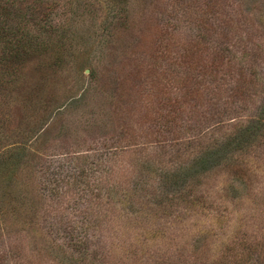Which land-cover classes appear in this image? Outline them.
I'll return each instance as SVG.
<instances>
[{
    "label": "rangeland",
    "instance_id": "1",
    "mask_svg": "<svg viewBox=\"0 0 264 264\" xmlns=\"http://www.w3.org/2000/svg\"><path fill=\"white\" fill-rule=\"evenodd\" d=\"M4 1L19 6L30 33L38 32V22L46 29L38 36L43 44L10 64L13 82L0 91V150H15L16 164L13 177L0 181V264H81L78 254L51 242L50 229L59 226L54 220L74 209L122 218L130 212L133 225L115 221V231L143 240L150 226L165 220L136 223L140 211L144 218L181 211L185 218L176 230L183 235L175 248L183 244L187 255H202L208 264H264V163L252 158L256 166L244 175L237 173L240 159L175 165L180 161L172 157L198 129L223 137L264 120V0ZM202 9L226 20L233 46L225 57L210 40L200 50L190 46L203 38L193 29ZM215 15L217 37L222 30ZM159 37L166 39L162 55ZM175 63L187 74L178 85ZM176 93L182 94L174 101ZM147 152L166 159L145 163ZM79 170H87L92 193L110 194L108 206L58 203L79 192L66 183ZM45 171H60V182L49 185ZM185 194L191 201H176ZM173 196L175 208L166 201ZM150 236L142 250L169 251L159 244L165 240ZM99 251L96 261L86 260L122 264L123 251L113 248L111 258L103 245Z\"/></svg>",
    "mask_w": 264,
    "mask_h": 264
},
{
    "label": "trees",
    "instance_id": "2",
    "mask_svg": "<svg viewBox=\"0 0 264 264\" xmlns=\"http://www.w3.org/2000/svg\"><path fill=\"white\" fill-rule=\"evenodd\" d=\"M86 1L90 2L91 0ZM111 3H114V1L111 0ZM18 8L19 6L16 7L14 4H9L7 1L0 0V91H8L6 89H8L10 84L13 82L11 79L12 74L9 71V68L12 69L13 65L10 64L12 62L15 63L16 61H20L21 57H25L27 54L31 53L32 48H38L41 44H43V39L39 38L38 36L42 35L44 32H41L46 29V27H44V22L37 23L38 32L35 34L30 33L27 27V21L29 20L24 15H21V11H19ZM210 12V9H202L201 11H198V24L197 26L193 27V29L197 30L199 38H201V34H203V38L200 41L196 36V39L194 38L192 40L190 46H195V48L200 50L203 45V40H210V43H213L216 47H218L219 51H217L216 54L219 56V58L225 57L226 48H229V45L233 46V44H231L227 39V36L230 35L229 33H231V31L229 29H225L226 20H219V15L211 14ZM33 14H35V12H33ZM212 15H215L216 17L218 16L217 20L221 25L222 33L217 37L215 34L217 30L215 31V29H212V27H214L211 24ZM200 16L204 17L199 19ZM13 18L16 19V21H13ZM193 24H195V22ZM223 25L224 27H222ZM52 26L54 25L52 24ZM215 27L219 28L218 22L215 23ZM158 39L163 40V42L160 41L158 44V47L161 48V51H163H160L159 54L162 55L165 48H167V46H165L166 39L164 37H159ZM233 52L234 57L239 59L236 55L238 51ZM201 54L203 55L202 57H204V60L207 61L209 56L208 53ZM175 65L176 67L174 70L176 75L174 78L176 80L174 81H177L178 85V83L182 82V77L187 78V74L184 73L183 66L177 67V63H175ZM221 68L222 66H220V69ZM241 71L242 77L245 79L243 76V70L241 69ZM206 73H208V71H206ZM181 94L176 93V98H174V101L178 100ZM175 110L178 111V108H175ZM261 129L264 130V120L258 121L255 127L250 128V126H240L234 128L231 133L226 134L223 137H220V134L213 132L207 133V131L198 129L193 137L185 139L186 141L184 143H180L178 147L174 148L172 152L174 155H172V157L174 160L180 161L175 165H185L187 161H193L195 164H204L210 161L213 157L220 158V161L225 160V164L228 161L230 162L235 159L239 161L240 159V162H242L243 165L240 166V171L237 170V173L243 174L247 169L252 168L249 165L256 166L255 164L250 163V161L253 162L252 158H254V160L258 161L259 163H264V131H261ZM179 141L182 140H177L175 144ZM14 151L15 150L11 149L4 151L0 150V181L9 177L12 178L15 174L16 164H13L11 161ZM155 156L157 155L147 152V156L144 158L145 163L150 160V157L153 159ZM163 157L166 159L165 156ZM163 157L157 156L158 160L162 159ZM59 172L60 171L56 173H51L49 171L43 172L44 180H48L49 185H51L53 181L60 182L59 179L61 175ZM106 172L112 177L115 175L114 169L112 171L110 167L106 168ZM234 175H236V173H234ZM67 176V178H69L71 181L66 182L67 185H74L79 192L75 194L77 197L69 196L67 198H60L59 201L61 202H58L59 204H62V202L65 203L67 200L73 205L74 208H76L78 205H81L82 201H86L88 203L91 202V204L94 206L101 202H106V205H109V193L107 196H103L99 194V192H95L94 194L92 193L94 191H92L94 184L91 182L89 184L85 183L89 178L87 170H79L78 172L73 171ZM53 185H56V183ZM44 189L46 188L43 185V190ZM51 190L52 193H54V196L62 197L60 190H54L52 188ZM84 192L85 194L81 196ZM126 193L127 191H124V195ZM174 197L176 196H173L172 199L168 198L166 200L172 204L170 205L172 208H175L172 203L174 202ZM190 197L191 196H188V194L181 195L176 199V201L183 200L184 203H188L191 201L190 199H192ZM112 203L114 205V201ZM204 203L205 202H203V204ZM146 207H142V209H145ZM100 213H102L101 210L94 213L93 211H88L86 209H74V212H67L66 214L60 216V219H55L54 223H59V226L54 225L50 229V234L53 235V239L51 240L52 244L54 246L57 245L56 247L58 248H65V250L69 249L72 252L78 254L77 258L81 264H91L92 261L86 260L87 256H90L92 260L96 259L95 257H97L98 253H100L99 248H101L102 245L103 249L106 251L103 255L108 258H111V255L107 253H109L113 248L123 251L124 256L121 260L122 264H208L206 262V258L202 255H187L189 249L187 250L183 244H177V248H175L176 237L178 235H183L179 231L181 228L178 231L176 230L177 227H181L179 226V221L185 218L183 217L185 213H181V211L175 212V214H173V211L165 212L162 210L160 213L155 211V215H147L145 218L142 217V211H140L139 215L135 216L136 223H143L139 222V219L141 218L146 221L145 224L148 223V225H151L150 223L155 222L153 218L154 216L155 218L165 220L158 227L150 226L149 230L145 231L146 241L143 240L141 234H136L131 238L122 239V236L118 235V232L115 231V221H122L125 219L128 224L133 225L132 222H134V220L130 212H125L124 218H122L121 215L111 214L112 212L102 213L101 215ZM157 215H159V217H157ZM104 228H107V236L103 235ZM150 234L159 237L161 240H165V242H161L159 244L165 245L169 251L160 250L155 253L152 252V250H142L146 243L153 241ZM103 239L105 240L103 241ZM198 249V252H203V246L198 247ZM213 264L220 263L216 262Z\"/></svg>",
    "mask_w": 264,
    "mask_h": 264
}]
</instances>
